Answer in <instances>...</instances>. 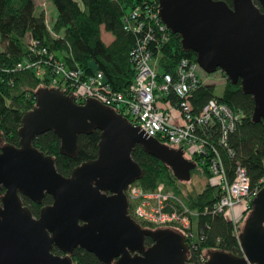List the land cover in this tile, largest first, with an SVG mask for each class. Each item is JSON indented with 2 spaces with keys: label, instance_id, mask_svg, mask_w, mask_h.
Instances as JSON below:
<instances>
[{
  "label": "water",
  "instance_id": "water-1",
  "mask_svg": "<svg viewBox=\"0 0 264 264\" xmlns=\"http://www.w3.org/2000/svg\"><path fill=\"white\" fill-rule=\"evenodd\" d=\"M161 21L180 36L184 50L206 73L221 71L253 101L251 120L264 121V0H157ZM257 2V3H256ZM100 130L97 155L59 173L54 158L33 145L51 130L59 153L74 157L77 136ZM17 145L0 132V264H75V247L93 253L104 264L187 263L186 237L170 227H143L128 211L125 188L140 178L131 157L139 144L189 181L196 163L94 98L77 103L57 87H38L34 105L22 113ZM3 192L1 193V189ZM34 216L21 200L40 203ZM149 237L150 244L145 243ZM241 254L207 249L199 264H264V185L238 234ZM56 247L63 255L55 254Z\"/></svg>",
  "mask_w": 264,
  "mask_h": 264
},
{
  "label": "trees",
  "instance_id": "trees-1",
  "mask_svg": "<svg viewBox=\"0 0 264 264\" xmlns=\"http://www.w3.org/2000/svg\"><path fill=\"white\" fill-rule=\"evenodd\" d=\"M141 1L143 0H50L56 10L51 31L47 28L43 12L36 11L34 0H0V67L12 66L20 61L26 54L27 38L33 37L50 51L57 53V56L60 55L67 65L80 66L88 72L101 70L113 89L124 90L134 74L129 51L136 35L123 29L122 17L128 9ZM152 1L157 3V0ZM224 1L231 5V0ZM101 26L113 37L109 43L101 38ZM182 56L195 60L192 50L182 48L180 36L171 34L170 41L160 49L159 69L173 73L176 62ZM39 86L40 80L30 69H0V132L4 142L17 145V130L21 125L22 113L34 105L35 91ZM209 98H216L233 110L243 112L241 122L228 135V147L233 154L230 155L223 149L221 154L229 175L234 164L239 162L246 168L250 186L260 188L264 185V121L251 120L254 105L251 95L241 90L240 81L233 84L226 78L220 96L214 95L213 85L206 82L196 90L191 101L198 109ZM99 138L98 129L78 134L74 157L59 153V139L51 130L34 137L33 145L53 156L57 171L68 176L74 166L96 157ZM131 157L141 167L142 174L135 182L144 191H152L162 182L166 189L197 212L195 221L199 233V249L205 253L207 249H222L241 254L238 238L233 232V223L227 215L202 212L205 205L218 198L216 188L206 182L202 189L183 194L184 181L178 180L169 166L148 154L139 144L132 148ZM199 160L197 156L191 160L196 163L193 172L199 170L209 179L207 164ZM21 200L34 216L38 215L42 205L52 202L48 194L43 196L40 203L24 195H21ZM131 216L143 227H154ZM145 243H151L149 237H145ZM52 251L55 253L57 249L53 247ZM71 257L75 264H104L93 253L81 247H76Z\"/></svg>",
  "mask_w": 264,
  "mask_h": 264
},
{
  "label": "built area",
  "instance_id": "built-area-1",
  "mask_svg": "<svg viewBox=\"0 0 264 264\" xmlns=\"http://www.w3.org/2000/svg\"><path fill=\"white\" fill-rule=\"evenodd\" d=\"M143 0L128 9L122 17L125 31L136 35L129 51L133 65L132 81L124 90H115L101 70L90 72L80 66L67 65L60 55L50 51L38 39L28 37L26 54L4 71L30 69L40 86L57 87L83 103L94 98L125 117L147 136L157 138L192 160L199 157L207 164L208 182L218 191V198L205 205L203 213L226 214L238 237L240 221L248 211L258 187L250 186L246 168L234 164L229 175L221 149L230 155L228 135L241 122L243 112L233 110L216 98H209L200 108L192 104L196 90L206 83L198 74L202 69L195 60L182 56L173 73L159 69L160 49L170 41L171 32L161 21L158 2ZM153 59L152 64L150 60ZM186 154V155H185ZM128 210L136 218L154 226L170 227L182 233L188 242L187 263L199 264L207 254L198 248V229L194 232L197 212L159 182L152 191H144L136 182L125 188ZM241 205L240 212L235 206ZM197 225V224H196Z\"/></svg>",
  "mask_w": 264,
  "mask_h": 264
},
{
  "label": "rangeland",
  "instance_id": "rangeland-1",
  "mask_svg": "<svg viewBox=\"0 0 264 264\" xmlns=\"http://www.w3.org/2000/svg\"><path fill=\"white\" fill-rule=\"evenodd\" d=\"M35 7H36L37 12L38 11L43 12L47 28L49 30H51V27H52L54 20H55V17H56V14H55L56 10H55L54 5L50 2V0H35ZM104 33H105V31L103 30L102 39L104 40L105 43H108L109 36H108V38H106ZM53 34L57 35L56 33H53ZM152 62H153V59L150 60V64H152ZM198 74L201 77L205 78L206 82L213 85L214 95L220 96L222 94L223 86H224V83L226 81V77H225L223 72L217 70L213 73H206L203 70L201 71L199 69ZM206 182H208V177H207V175H205V173L200 172L199 170L193 172V170H192L190 180L184 181L182 183V189H183L182 192H183V194H185L187 191L200 190V189H202V187L205 185ZM249 211H246L243 213L245 215V217L248 215ZM243 219H241V221L239 223L240 230H241L242 225H243L242 222H244ZM195 230H196V221H194V232H195Z\"/></svg>",
  "mask_w": 264,
  "mask_h": 264
},
{
  "label": "crops",
  "instance_id": "crops-1",
  "mask_svg": "<svg viewBox=\"0 0 264 264\" xmlns=\"http://www.w3.org/2000/svg\"><path fill=\"white\" fill-rule=\"evenodd\" d=\"M34 2H35V0H34ZM103 30H104L103 26H101V38H102ZM104 35L106 36V38H108V36H109L108 43L113 39L112 35L110 33L106 32V31H105ZM234 209H235L236 212H240L242 210V207H241V205H236Z\"/></svg>",
  "mask_w": 264,
  "mask_h": 264
},
{
  "label": "flooded vegetation",
  "instance_id": "flooded-vegetation-1",
  "mask_svg": "<svg viewBox=\"0 0 264 264\" xmlns=\"http://www.w3.org/2000/svg\"><path fill=\"white\" fill-rule=\"evenodd\" d=\"M3 192V188L1 189V193ZM1 195V194H0ZM37 203V202H36ZM37 216V215H36ZM243 221V220H242ZM243 223V222H242ZM54 247V246H53ZM78 247V246H77ZM56 248V247H55ZM76 248V247H75ZM74 248V249H75ZM57 249V248H56ZM73 249V250H74ZM55 254H59V255H63L64 253H62L59 249H57V251L55 252Z\"/></svg>",
  "mask_w": 264,
  "mask_h": 264
}]
</instances>
